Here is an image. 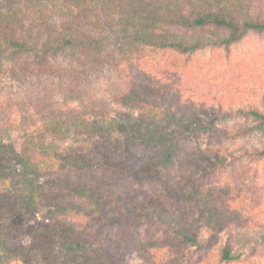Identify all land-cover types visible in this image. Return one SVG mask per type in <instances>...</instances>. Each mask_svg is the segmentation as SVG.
<instances>
[{"label": "trees", "instance_id": "1", "mask_svg": "<svg viewBox=\"0 0 264 264\" xmlns=\"http://www.w3.org/2000/svg\"><path fill=\"white\" fill-rule=\"evenodd\" d=\"M253 32H264V0H0V264L240 261L248 236L228 223L264 233V208L239 198L240 211L218 220L177 168L184 142L218 121L263 122L264 96L231 101L206 88L216 104L197 110L118 78L133 54L228 52ZM239 153L264 157V146Z\"/></svg>", "mask_w": 264, "mask_h": 264}, {"label": "rangeland", "instance_id": "2", "mask_svg": "<svg viewBox=\"0 0 264 264\" xmlns=\"http://www.w3.org/2000/svg\"><path fill=\"white\" fill-rule=\"evenodd\" d=\"M185 34L205 36L206 29L185 30L174 28ZM230 47L205 49L188 57H176L161 51H146L142 59L131 55L118 80L124 76L137 80L147 86L146 94L152 101L169 100L178 97L191 109H208L216 104L213 95L231 101H259L264 96V32L249 33ZM121 82V81H120ZM211 89L212 94L203 90ZM153 91V92H152ZM160 110V109H158ZM155 118H159L155 113ZM217 131L211 135L191 136L184 142L183 163L178 172L194 178V200L205 197L204 208L213 212L217 219H227L240 211L239 198L243 204L255 203L264 208V157L243 156L239 150L250 146H264V121L259 122L248 117H231L216 123ZM11 141L16 149L22 143L19 132L12 133ZM69 141H63L62 145ZM228 151L229 153H226ZM185 162H189L185 164ZM195 202V201H193ZM43 211L38 210L30 217V226L39 228L43 225ZM248 215L249 213L243 212ZM228 222V220H226ZM232 225L234 233H245L246 250L243 258L232 264H264V233L248 220ZM222 240L225 238L222 237ZM203 240H212L209 233ZM206 247L193 252L195 258L209 255ZM20 264V263H18ZM126 264H140L136 254L127 257ZM215 264V263H213Z\"/></svg>", "mask_w": 264, "mask_h": 264}]
</instances>
